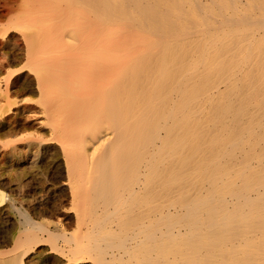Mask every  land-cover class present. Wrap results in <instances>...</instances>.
<instances>
[{"label": "bare ground", "instance_id": "obj_1", "mask_svg": "<svg viewBox=\"0 0 264 264\" xmlns=\"http://www.w3.org/2000/svg\"><path fill=\"white\" fill-rule=\"evenodd\" d=\"M2 11L0 47L24 61L0 78V129L36 125L24 145L53 156L55 196L17 205L23 179L0 178V217L18 214L0 264H264V0ZM30 88L35 104L11 99ZM19 139L0 142L9 162Z\"/></svg>", "mask_w": 264, "mask_h": 264}, {"label": "rangeland", "instance_id": "obj_2", "mask_svg": "<svg viewBox=\"0 0 264 264\" xmlns=\"http://www.w3.org/2000/svg\"><path fill=\"white\" fill-rule=\"evenodd\" d=\"M2 1L3 0H0V7L2 5ZM14 6H16V4ZM13 13H14L13 11H9L7 13H5V11L0 12V21L2 22L0 26H2L5 23L3 21H8V18H10V16L13 15ZM14 31L17 33L16 30ZM5 45L0 47V78H3L4 74L6 73V69L8 68H9L8 71L9 70L11 71V69L17 71V68L20 67L24 61L22 55L20 53H17L19 51H14V47L12 45L10 44H5ZM22 97H24L23 99H25L24 101L26 103L28 104L31 103V105H33L35 104L36 92L34 91V89L30 88L28 90L14 94L13 96H11V99L21 100ZM35 128L37 127L35 124H33L31 126L30 125L24 126L18 128L17 130H14V133L15 132L17 133V135L14 136L15 139L20 134V139H19L20 141L18 140L16 143L17 145H20L19 148L21 149L20 154H22L24 157V159L18 160V162L20 161L19 163H16V161L9 162V158L6 157V155H3L4 153L0 150V174H2L0 175V178L8 179L10 185L13 186L15 184L14 185L15 187L17 186V184H19L20 180L23 179L24 183L21 187L22 189L20 188L19 190L16 191V194H18L19 196L15 194V197L17 199L16 203L18 202L17 205L22 204L24 207H28L29 206L28 204L30 203H36V204L42 202L53 203L54 200L53 197L55 196V194L46 192L45 186L48 185L47 184L48 181L47 183L43 181V178L45 176L46 177L50 176V170L52 165L51 162L52 160H54L53 156L50 154V152H47V150L41 149L40 146L24 145L25 144L24 138L26 137L25 134L33 131V129ZM41 132L46 133V129H42ZM11 134L12 133L10 131H7L6 129L5 131L0 129V142L2 141V139L7 140L14 138L13 134L12 136ZM11 163H16V164L11 166ZM53 206L48 207L47 208L48 211H45L42 214L45 217L43 219H47V220L54 219L55 212ZM16 213L17 212L14 209H8L0 217V234L3 235L5 239L8 241L10 240V235L15 233V231L17 230L18 214ZM35 218L42 219L38 216H35ZM70 225L72 227V223ZM46 251L42 252L40 255L33 257L29 263L41 264L43 260V254L46 253Z\"/></svg>", "mask_w": 264, "mask_h": 264}]
</instances>
